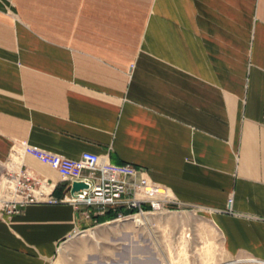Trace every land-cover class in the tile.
<instances>
[{
	"label": "crops",
	"instance_id": "obj_1",
	"mask_svg": "<svg viewBox=\"0 0 264 264\" xmlns=\"http://www.w3.org/2000/svg\"><path fill=\"white\" fill-rule=\"evenodd\" d=\"M25 146L142 169L168 215L208 221L220 262H264V0H0V172L34 198L0 212V264H53L115 213L61 202L67 181ZM185 227L145 229L162 250L140 260L186 262Z\"/></svg>",
	"mask_w": 264,
	"mask_h": 264
},
{
	"label": "built area",
	"instance_id": "obj_2",
	"mask_svg": "<svg viewBox=\"0 0 264 264\" xmlns=\"http://www.w3.org/2000/svg\"><path fill=\"white\" fill-rule=\"evenodd\" d=\"M25 151L43 163L57 170L67 181V194L60 200L74 208L84 206L82 213H103L112 210L115 221L142 219L148 215L174 210L177 201L168 189L149 179L142 169L130 164H114L100 155L83 151L78 158H68L59 154L25 146ZM28 173L4 176L0 172V212L18 214L24 202H33V186ZM73 182H82L84 187L71 191ZM43 191L38 190L41 194ZM7 193V194H6ZM16 196L21 199L17 200ZM49 202H58L49 199Z\"/></svg>",
	"mask_w": 264,
	"mask_h": 264
},
{
	"label": "rangeland",
	"instance_id": "obj_3",
	"mask_svg": "<svg viewBox=\"0 0 264 264\" xmlns=\"http://www.w3.org/2000/svg\"><path fill=\"white\" fill-rule=\"evenodd\" d=\"M186 209L183 207L181 212L170 215L167 212L148 215L141 219L143 224L136 229L132 227V220L103 224L93 229L95 231L93 236H90L88 231L83 236L79 234L62 243L53 264H155L147 260L141 261L140 255L145 254L146 247L147 252H152L150 254L160 255L162 249L158 246V242L146 245L144 238H150V231L145 229H150L151 232L153 230V234L159 236L162 224H185V226L189 224V228L185 227L184 233L188 237L185 243L178 247V254L184 256L186 262L170 264H264L247 256L233 257L227 263L220 262L217 258L220 249L212 246L214 244L210 245L206 238L207 231L196 230L205 228L208 221L194 216L191 210L186 211ZM98 253H101L99 260L96 257ZM250 259L255 262L247 261Z\"/></svg>",
	"mask_w": 264,
	"mask_h": 264
},
{
	"label": "water",
	"instance_id": "obj_4",
	"mask_svg": "<svg viewBox=\"0 0 264 264\" xmlns=\"http://www.w3.org/2000/svg\"><path fill=\"white\" fill-rule=\"evenodd\" d=\"M84 186H85V184L82 182H73L72 187H71V191L79 189V188L84 187Z\"/></svg>",
	"mask_w": 264,
	"mask_h": 264
},
{
	"label": "trees",
	"instance_id": "obj_5",
	"mask_svg": "<svg viewBox=\"0 0 264 264\" xmlns=\"http://www.w3.org/2000/svg\"><path fill=\"white\" fill-rule=\"evenodd\" d=\"M106 215V217H112V216H114V213L113 212H111V211H108V212H106L105 213Z\"/></svg>",
	"mask_w": 264,
	"mask_h": 264
},
{
	"label": "bare ground",
	"instance_id": "obj_6",
	"mask_svg": "<svg viewBox=\"0 0 264 264\" xmlns=\"http://www.w3.org/2000/svg\"><path fill=\"white\" fill-rule=\"evenodd\" d=\"M247 261H250V262H255V260H253V259H250V260H247Z\"/></svg>",
	"mask_w": 264,
	"mask_h": 264
}]
</instances>
